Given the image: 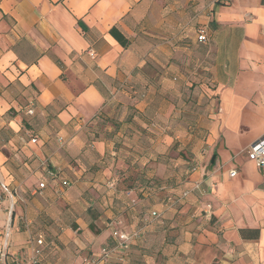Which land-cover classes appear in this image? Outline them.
Wrapping results in <instances>:
<instances>
[{
  "label": "crops",
  "instance_id": "crops-1",
  "mask_svg": "<svg viewBox=\"0 0 264 264\" xmlns=\"http://www.w3.org/2000/svg\"><path fill=\"white\" fill-rule=\"evenodd\" d=\"M186 115L208 163L148 179L160 126ZM262 136L264 0H0V264H30L39 221L58 233L39 264H82L69 249L117 228L139 235L109 264H264V166L246 154ZM171 191L188 194L167 208Z\"/></svg>",
  "mask_w": 264,
  "mask_h": 264
},
{
  "label": "rangeland",
  "instance_id": "rangeland-1",
  "mask_svg": "<svg viewBox=\"0 0 264 264\" xmlns=\"http://www.w3.org/2000/svg\"><path fill=\"white\" fill-rule=\"evenodd\" d=\"M201 28V26L197 25L196 29L198 30ZM186 115V119L182 122H180L179 129L181 130V133L176 134V127H173L171 124H166L160 126L166 133H168L171 137L170 144L165 146L166 149L163 150V152H156L152 151L150 154L153 156L159 155V157L162 159V165L159 168L153 169V179H172L176 176L179 177V179H186L190 173H192V168L195 165L198 166H204L208 163V157L204 160L200 161V140L202 137H192L190 136L184 128L187 127V122L191 121L192 119H189ZM175 132V133H174ZM169 138V139H170ZM164 143V142H163ZM165 145V144H163ZM21 205L27 206L28 203L19 201ZM55 210L52 208H48V214L45 217L47 220H53L51 216V212L53 213ZM25 215L21 219V226L20 229L23 230L24 228V222H25ZM44 222H37L33 223L32 227L29 229V238L30 240L33 239L37 234H42L43 237H46V240L49 241L51 238L56 237L58 233L55 232H49L45 231L41 227H39ZM38 224V225H37ZM28 226V224H27ZM55 242L49 243V246L53 248L55 246ZM59 249L62 250V247L59 246ZM69 251L75 255H84L88 256L86 249L78 250V248H70Z\"/></svg>",
  "mask_w": 264,
  "mask_h": 264
},
{
  "label": "built area",
  "instance_id": "built-area-1",
  "mask_svg": "<svg viewBox=\"0 0 264 264\" xmlns=\"http://www.w3.org/2000/svg\"><path fill=\"white\" fill-rule=\"evenodd\" d=\"M198 41L204 42L207 40L205 28L201 27L198 30L197 35ZM31 142H35V137L30 138ZM247 158L255 163L257 167L264 166V136L252 142L246 149ZM199 166L195 165L192 168V171L195 172L198 170ZM49 177L55 179L56 171L48 170ZM235 170L230 171V175L233 176ZM69 185L67 180H62V186ZM45 186V181L42 180L38 184V189H42ZM197 187V186H196ZM36 189H34V193ZM188 194V191L182 193V197H185ZM168 207V205H165ZM153 218H158L160 216L159 212L152 211L151 213ZM262 216L264 219V210L262 211ZM139 233L137 231L128 232L122 229H113L111 236L114 239V244L110 247L102 246L99 251L94 255H88L83 258L82 264H109L114 258L118 262H122L129 250L130 242L138 237ZM43 237L39 235L36 240V246L32 247L31 256L29 258L30 264H39V255L41 253V247L43 245ZM4 257V246L0 243V262ZM11 264H21L19 260L13 259Z\"/></svg>",
  "mask_w": 264,
  "mask_h": 264
},
{
  "label": "trees",
  "instance_id": "trees-1",
  "mask_svg": "<svg viewBox=\"0 0 264 264\" xmlns=\"http://www.w3.org/2000/svg\"><path fill=\"white\" fill-rule=\"evenodd\" d=\"M110 34L114 37V39H116L117 41H118V43H120L122 46H125L126 44H127V40H126V38H124V36L115 28V27H112L111 29H110ZM155 123H153V122H151V123H149V125H148V128H149V140L150 141H153L154 139V137H153V135L155 134V131H154V128H155ZM156 135V134H155ZM173 140V139H172ZM164 149H166V147L164 148ZM151 153V152H150ZM157 156H159V155H157ZM154 156L152 155V154H150V159H152ZM151 176H153V175H150L149 176V178L148 179H153V177H151ZM186 178V177H185ZM154 184V182H152V181H150V185H153ZM184 191H182V192H180V193H176L175 191H171V192H169L166 196H165V198L163 199V201H162V204L165 206V205H168V207L167 208H172V207H174V206H176V203L181 199V198H183L182 197V193H183ZM152 211H156V212H159V211H157V210H151V211H149V216L150 217H152V215H151V213H152ZM160 213V212H159ZM160 216H161V214H160ZM160 216L158 217V218H160ZM153 218V217H152ZM158 218H153V219H158ZM113 238V237H112ZM114 244V239H113V242H111V244H105V245H103V246H107V247H110V246H112ZM132 245V241L130 242V244H129V249H130V246ZM128 252H129V250H128Z\"/></svg>",
  "mask_w": 264,
  "mask_h": 264
}]
</instances>
